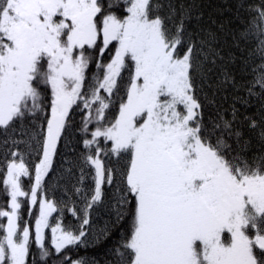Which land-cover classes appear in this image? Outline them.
<instances>
[{
    "label": "snow or ice",
    "instance_id": "obj_1",
    "mask_svg": "<svg viewBox=\"0 0 264 264\" xmlns=\"http://www.w3.org/2000/svg\"><path fill=\"white\" fill-rule=\"evenodd\" d=\"M0 193V264H264V0H0Z\"/></svg>",
    "mask_w": 264,
    "mask_h": 264
},
{
    "label": "trees",
    "instance_id": "obj_2",
    "mask_svg": "<svg viewBox=\"0 0 264 264\" xmlns=\"http://www.w3.org/2000/svg\"><path fill=\"white\" fill-rule=\"evenodd\" d=\"M5 201V197L3 196L2 193H0V203H3ZM55 215V214H54ZM66 223H75V218L71 216L70 213H68L66 215V219H65ZM92 253L89 252L88 255H91Z\"/></svg>",
    "mask_w": 264,
    "mask_h": 264
}]
</instances>
